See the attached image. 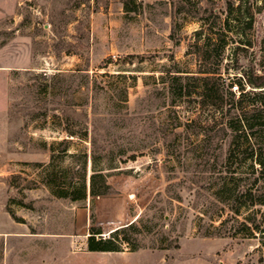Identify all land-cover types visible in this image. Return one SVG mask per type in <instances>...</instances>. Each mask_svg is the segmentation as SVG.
I'll return each mask as SVG.
<instances>
[{
	"label": "rangeland",
	"instance_id": "rangeland-1",
	"mask_svg": "<svg viewBox=\"0 0 264 264\" xmlns=\"http://www.w3.org/2000/svg\"><path fill=\"white\" fill-rule=\"evenodd\" d=\"M224 1L0 0V264H258L264 204L244 201L264 178L252 183L241 149L228 155L200 80H181L197 93L178 97L170 75L219 68L224 91L233 72H264V0L229 16L220 56H198L219 40L194 14ZM97 171L110 192L90 196ZM82 185L85 199L61 196ZM132 221L128 243L88 249L92 229Z\"/></svg>",
	"mask_w": 264,
	"mask_h": 264
},
{
	"label": "trees",
	"instance_id": "trees-1",
	"mask_svg": "<svg viewBox=\"0 0 264 264\" xmlns=\"http://www.w3.org/2000/svg\"><path fill=\"white\" fill-rule=\"evenodd\" d=\"M185 2V0H180ZM208 1V0H206ZM243 0H225V8L223 10L217 8L215 4L211 3L209 6H199L194 17H197L201 23L202 28L206 29V33H216V38L219 40L218 44L209 43L211 36L208 34L207 41H204L200 46V52L198 56L204 59H210L216 56H220V53L224 47V37L226 29H229V16L233 15L238 19L237 14L241 13ZM125 10L127 8V2H123ZM181 11L180 8L176 10V13ZM225 12L224 17L221 14ZM245 25L250 28L252 26V14L246 9L245 11ZM214 25H219L220 29L215 30ZM201 29L196 30L195 33L199 34ZM216 31V32H215ZM249 43V42H248ZM227 72V71H225ZM83 76L86 77V74ZM196 74H189L188 71L175 69L172 71L171 78L179 80V84H176V95L178 97L191 95L197 93V90L193 92L187 88V81H181L183 79L193 78L200 80L199 89L201 91L200 99L203 103L213 106L216 111L220 112V123H223V127L226 131L231 133V140L229 142L228 155L233 153L234 150L241 149V156L245 159L247 157L253 158L252 169L253 172H257L258 175L253 179L252 183L259 178H264V72L255 73L252 71L246 72L239 70L233 72V75L227 76V83L225 90L220 89L218 85V79H220L219 68H198L195 71ZM120 74V73H118ZM84 85L91 86L92 88L98 87L102 89L95 80L86 81ZM234 85L235 89L239 90L236 95L231 87ZM175 101V100H173ZM172 104H176L172 102ZM213 125L215 122L212 123ZM212 125V127H213ZM65 132L69 136H77L74 131L64 128ZM78 136L83 139L86 136V130L82 132V136ZM63 142H66L64 139ZM243 142H245L243 144ZM66 151V148L64 149ZM111 186L106 182L105 175L101 171L93 172L90 174L89 194L90 196L104 195L110 192ZM71 193V192H70ZM61 194V196L68 197L71 200L85 199L86 191L85 186L82 185L77 194ZM261 193H258V197L253 199L254 192H251L250 188L245 190L246 196H249L248 203L246 204H264V198H261ZM245 204V205H246ZM234 213L239 212L238 204H235L232 208ZM251 221V220H250ZM254 222V218L252 219ZM244 227H247L245 222H242ZM135 226V223L129 222L122 226H119L109 232V236L104 238L100 234V231L92 229L90 235L87 238V247L90 250L106 251L117 250V245L114 244L115 238H118L121 242H129L127 232ZM254 229L261 232L264 235V220L258 224H254ZM258 264H264V252L258 257Z\"/></svg>",
	"mask_w": 264,
	"mask_h": 264
},
{
	"label": "crops",
	"instance_id": "crops-1",
	"mask_svg": "<svg viewBox=\"0 0 264 264\" xmlns=\"http://www.w3.org/2000/svg\"><path fill=\"white\" fill-rule=\"evenodd\" d=\"M134 217H132L130 220H128V221H131L132 219H133Z\"/></svg>",
	"mask_w": 264,
	"mask_h": 264
}]
</instances>
